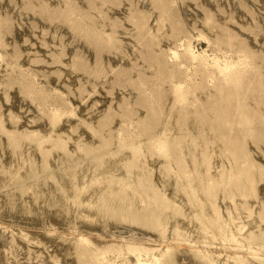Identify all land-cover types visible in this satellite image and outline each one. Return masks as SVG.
<instances>
[{"label": "rangeland", "instance_id": "374dc122", "mask_svg": "<svg viewBox=\"0 0 264 264\" xmlns=\"http://www.w3.org/2000/svg\"><path fill=\"white\" fill-rule=\"evenodd\" d=\"M138 260L264 264V0H0V264Z\"/></svg>", "mask_w": 264, "mask_h": 264}, {"label": "bare ground", "instance_id": "6f19581e", "mask_svg": "<svg viewBox=\"0 0 264 264\" xmlns=\"http://www.w3.org/2000/svg\"><path fill=\"white\" fill-rule=\"evenodd\" d=\"M171 52H172V54H173V56L174 57H176L177 56V51L176 50H174V49H172L171 50ZM189 52H190V57L192 58V59H195L196 57H197V53H194V51H192L191 49H189ZM217 67L218 68H220V70H222L223 71V69L224 68H226V65L225 66H219V65H217ZM227 238V237H226ZM112 240H114L115 241V239L113 238ZM131 240H133V239H131ZM106 241V240H105ZM227 241V240H226ZM132 242V241H131ZM228 242V241H227ZM234 242V241H233ZM150 243V242H149ZM130 244V243H129ZM133 245V244H132ZM142 248V247H141ZM134 249V248H133ZM248 253V252H247ZM152 255V254H151ZM263 255V254H262ZM137 264H144V261H140V260H138V262H137Z\"/></svg>", "mask_w": 264, "mask_h": 264}]
</instances>
